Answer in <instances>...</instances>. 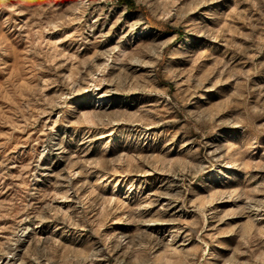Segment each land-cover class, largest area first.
<instances>
[{
    "label": "rangeland",
    "instance_id": "1",
    "mask_svg": "<svg viewBox=\"0 0 264 264\" xmlns=\"http://www.w3.org/2000/svg\"><path fill=\"white\" fill-rule=\"evenodd\" d=\"M0 0V264H264V0Z\"/></svg>",
    "mask_w": 264,
    "mask_h": 264
},
{
    "label": "trees",
    "instance_id": "2",
    "mask_svg": "<svg viewBox=\"0 0 264 264\" xmlns=\"http://www.w3.org/2000/svg\"><path fill=\"white\" fill-rule=\"evenodd\" d=\"M124 2L128 5V6H133L132 1L131 0H124Z\"/></svg>",
    "mask_w": 264,
    "mask_h": 264
}]
</instances>
